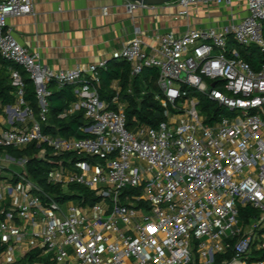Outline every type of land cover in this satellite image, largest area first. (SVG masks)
Masks as SVG:
<instances>
[{
	"label": "built area",
	"instance_id": "1",
	"mask_svg": "<svg viewBox=\"0 0 264 264\" xmlns=\"http://www.w3.org/2000/svg\"><path fill=\"white\" fill-rule=\"evenodd\" d=\"M33 1L0 0V54L26 72L38 107L35 114L25 105L24 77L10 68L14 111L25 124L0 129V145L46 143L96 157L60 164L49 179L64 188L81 184L99 200L60 204L26 171L0 181V263L37 248L42 260L32 264H264V62L254 69L240 53L252 45L264 50V0H176L178 16L217 7L230 12L228 22L154 33L149 41L135 27L118 55L131 76L158 71L152 91L166 120L131 127L118 88L116 109L100 98L98 69L106 59L56 70L13 37L7 18L32 13ZM147 4L128 1L126 11ZM51 82L73 86L76 100L60 116L82 110L88 136L42 131ZM199 95L221 109L209 122ZM245 206L256 214L240 219Z\"/></svg>",
	"mask_w": 264,
	"mask_h": 264
},
{
	"label": "trees",
	"instance_id": "2",
	"mask_svg": "<svg viewBox=\"0 0 264 264\" xmlns=\"http://www.w3.org/2000/svg\"><path fill=\"white\" fill-rule=\"evenodd\" d=\"M264 38V26H263ZM241 56L248 61L254 69H257L264 62V50L252 45L246 48H240ZM10 68L18 69L24 77V100L25 105L31 107L34 113H38L34 86L27 76L26 72L19 65L4 58L0 54V115L6 117L4 108L12 105L16 99V88L10 80ZM99 84L97 89L101 100H104L109 108L116 109L113 97L116 95V85L119 89L118 101L126 104L125 114L128 126L134 124H148L155 126L161 121L166 120L165 107L154 97L155 80L158 71L155 68H147L137 76H131L129 64L119 56L106 59V67L98 69ZM145 87L151 88V91L142 94ZM49 94L46 96L47 102V121L42 125V131L50 135H59L64 138L86 137L88 136L82 130L89 122L82 110L75 111L61 117L60 114L76 100L73 93V86L66 84L57 88L54 83L47 85ZM200 109L208 114L207 121L212 120L211 113H220V108L213 101H210L204 95H199ZM170 110L173 111L171 107ZM216 116V115H214ZM1 125V124H0ZM5 153L14 159H25V171L30 179L41 189V191L52 196L58 203L65 204L73 201L77 205H91L99 200L95 191L86 188L78 183H70L65 188L61 183L50 181V172L60 164L71 166L74 163L83 160H94L96 157H90L77 152H55L54 149L46 143H31L23 148L7 147L0 145V154ZM16 174L4 164L0 163V181H15ZM37 191V190H36ZM125 192H131L126 190ZM44 199V197H43ZM7 209L8 203L3 206ZM247 213L256 214V211L249 206L240 208V219H244ZM3 213L0 211V217ZM5 245L0 244V251L5 249ZM40 249H32L17 259L12 264H32L37 260H42L39 256ZM263 255V253H262ZM261 255V256H262ZM2 264V263H0Z\"/></svg>",
	"mask_w": 264,
	"mask_h": 264
},
{
	"label": "crops",
	"instance_id": "3",
	"mask_svg": "<svg viewBox=\"0 0 264 264\" xmlns=\"http://www.w3.org/2000/svg\"><path fill=\"white\" fill-rule=\"evenodd\" d=\"M128 1L137 0H34L32 13L10 16L7 24L20 44L39 54L42 64L59 70L119 56L135 27L149 41L151 34L168 30L182 33L188 28L220 27L230 13L225 8L193 6L187 17H181L176 0H170L139 5L129 15ZM4 112L0 129L25 124L14 104Z\"/></svg>",
	"mask_w": 264,
	"mask_h": 264
},
{
	"label": "rangeland",
	"instance_id": "4",
	"mask_svg": "<svg viewBox=\"0 0 264 264\" xmlns=\"http://www.w3.org/2000/svg\"><path fill=\"white\" fill-rule=\"evenodd\" d=\"M25 159H14L7 154L2 153L0 154V163L4 164L10 170L14 171L15 173H20L25 171Z\"/></svg>",
	"mask_w": 264,
	"mask_h": 264
},
{
	"label": "water",
	"instance_id": "5",
	"mask_svg": "<svg viewBox=\"0 0 264 264\" xmlns=\"http://www.w3.org/2000/svg\"><path fill=\"white\" fill-rule=\"evenodd\" d=\"M168 1H170V0H139V2H144V3H165ZM7 156H9V155L7 154ZM9 157H11V156H9ZM11 158H13V157H11Z\"/></svg>",
	"mask_w": 264,
	"mask_h": 264
}]
</instances>
